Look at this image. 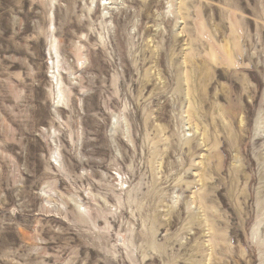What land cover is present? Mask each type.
I'll return each mask as SVG.
<instances>
[{"label": "rangeland", "instance_id": "rangeland-1", "mask_svg": "<svg viewBox=\"0 0 264 264\" xmlns=\"http://www.w3.org/2000/svg\"><path fill=\"white\" fill-rule=\"evenodd\" d=\"M262 114L264 0H0V264H264Z\"/></svg>", "mask_w": 264, "mask_h": 264}, {"label": "bare ground", "instance_id": "bare-ground-1", "mask_svg": "<svg viewBox=\"0 0 264 264\" xmlns=\"http://www.w3.org/2000/svg\"><path fill=\"white\" fill-rule=\"evenodd\" d=\"M261 118L264 119V114H262ZM260 120H261V119H260Z\"/></svg>", "mask_w": 264, "mask_h": 264}]
</instances>
